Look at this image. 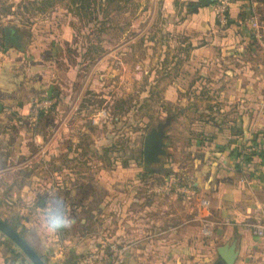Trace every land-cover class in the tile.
I'll use <instances>...</instances> for the list:
<instances>
[{
  "label": "crops",
  "instance_id": "obj_1",
  "mask_svg": "<svg viewBox=\"0 0 264 264\" xmlns=\"http://www.w3.org/2000/svg\"><path fill=\"white\" fill-rule=\"evenodd\" d=\"M248 2L256 10L257 3L248 0L228 5L231 23L224 28L216 24L212 5L198 9L188 19L189 26L205 42L186 45L183 60L168 63L174 70L183 65L198 73L195 81H188L189 73L174 74L168 81L170 85L186 83L190 88L185 92L187 99L200 101L201 107L190 111L199 113L202 120L198 138L165 142L166 155L155 166L161 168L158 173L139 170L134 160L114 158L116 167L108 172L80 174L83 183L76 189L50 186L66 174L60 163L69 159V153H62L66 149L62 151L61 142L68 137L58 88L75 77V63L65 70L62 43L28 41L19 26H0V212L7 211L11 221L7 222L18 231L23 229L24 240L46 264L75 260L78 264L82 256L110 243L128 246L124 264H223L217 248L234 239L238 251L234 264H264V237L257 238L248 227L264 225V57L254 59L258 50L239 43L248 35L237 25L240 7L244 4L246 9ZM6 26L19 30L23 51L5 48ZM62 38L68 42L65 33ZM259 48L264 52L263 45ZM115 51L121 56L128 52V41H121ZM112 54L110 49L93 62L109 73L112 62L107 60ZM50 87L58 93L52 98L54 106L30 130L28 109L36 99L45 98ZM171 89L165 99L173 103L178 97ZM246 145L260 150L263 158L255 155L241 167L233 154ZM177 169L184 185L195 189V197L176 194L168 187ZM201 198L209 203L207 220L216 223L206 238L199 237L198 223L193 220ZM46 209L67 215L68 223L55 232L43 231ZM224 220L228 223L223 224ZM11 260L0 234V264H12Z\"/></svg>",
  "mask_w": 264,
  "mask_h": 264
},
{
  "label": "rangeland",
  "instance_id": "obj_2",
  "mask_svg": "<svg viewBox=\"0 0 264 264\" xmlns=\"http://www.w3.org/2000/svg\"><path fill=\"white\" fill-rule=\"evenodd\" d=\"M219 1L212 5L211 12L219 27L224 28L228 24H220L216 18L215 6ZM195 6L201 9L198 0H170V3L164 0H0V26L6 23L19 26L28 41L62 43L67 56L65 70L75 63V77L70 84L58 88L64 108L61 119L66 121L64 133L68 137L61 142L62 151L66 149L62 153H69V159L60 163L66 174L52 181V185L51 180L42 183L76 189L83 183L84 176L79 177L80 174L110 171L116 167L115 160L98 158L97 150L119 152L139 141L142 143L146 133L167 116L172 119L165 129L166 143L198 138L202 120L199 113L190 111L200 108V101L187 99L185 92L190 88L186 83L170 85L168 82L174 74L183 77L189 73L188 81L193 78L195 81L198 75L194 69L180 65L174 70L168 64L170 59L174 63L183 60L180 57L185 56L186 45L205 42L200 32L189 26L188 19L193 17ZM251 9L249 6L245 11ZM256 12L253 14L264 24V13ZM237 25L248 35L239 43L258 50L253 54L254 59H262L264 52L259 47H264V37L258 42L252 39L248 26L243 22ZM64 33L68 42L62 38ZM121 41H128V52L122 56L115 51ZM110 49L113 54L107 63L111 60L112 68L108 73L93 60ZM73 57L79 62H73ZM119 63L123 66L122 80ZM170 87L178 97L173 103L165 99ZM101 111H105L107 119L94 125L92 118ZM135 164L142 170V158ZM179 171L174 170V175L185 184ZM0 218L11 222L5 210L0 212Z\"/></svg>",
  "mask_w": 264,
  "mask_h": 264
},
{
  "label": "built area",
  "instance_id": "obj_3",
  "mask_svg": "<svg viewBox=\"0 0 264 264\" xmlns=\"http://www.w3.org/2000/svg\"><path fill=\"white\" fill-rule=\"evenodd\" d=\"M230 3V0H220L219 3L215 6L216 18L220 24L226 22L225 12L227 11V7ZM243 24L251 30V37L256 41H261L264 37V24L257 18L255 14L251 15L248 19H244V21L240 20V25ZM2 44L0 41V55L2 54ZM54 99L52 98H44L40 100L34 101L29 109L27 114V125L30 127V130H33L37 126V122L39 121L40 113H47L54 106ZM107 119V115L105 111H101L94 115L92 118V123L97 125L100 120ZM253 146L246 145L244 146V151L246 153H250L254 151ZM240 151V150H239ZM238 151V152H239ZM40 155V151L37 152ZM242 153V152H241ZM43 156V152L42 155ZM236 164L241 167H244L243 158L237 157L235 158ZM170 185L168 187L172 188L176 194H180L182 196L192 198L196 196V191L191 186H187L181 184L176 177H172L170 180ZM245 181V178H241V182ZM208 200L201 198L199 200V210L193 216V220L198 223V235L200 238L210 237L212 233L213 226L216 225L215 222L207 220V216L205 215L206 210L208 209ZM228 223L227 220H224L223 224ZM248 227L252 229L257 238L264 237V225L260 223L249 224ZM127 245H119L117 243H110L105 245L101 250H97L94 252L87 253L82 256L78 264H124L125 253L127 250ZM59 255L62 254V251L58 252ZM15 264H27L26 261L18 260Z\"/></svg>",
  "mask_w": 264,
  "mask_h": 264
},
{
  "label": "water",
  "instance_id": "obj_4",
  "mask_svg": "<svg viewBox=\"0 0 264 264\" xmlns=\"http://www.w3.org/2000/svg\"><path fill=\"white\" fill-rule=\"evenodd\" d=\"M216 1L217 0H198V5L201 8H206L213 5ZM197 11L198 8L196 6L193 7V12L196 13ZM18 31L17 28L12 26H6L4 28L5 48L12 46L18 51H23L24 45L21 43L22 39ZM57 96L58 93L53 91L52 87L46 92L47 98H56ZM171 119V116H167L164 122L158 123L155 127L151 128L143 138L141 143L142 170L147 174L159 172L155 166L159 165L162 158L166 155L165 129L169 126ZM39 204L42 205L43 201H40ZM0 234L10 240L30 264H46L20 235L1 219ZM217 254L221 263L234 264L238 255L236 240L234 239L231 243L218 247ZM65 264H69V261H66ZM72 264H77V261H73Z\"/></svg>",
  "mask_w": 264,
  "mask_h": 264
},
{
  "label": "trees",
  "instance_id": "obj_5",
  "mask_svg": "<svg viewBox=\"0 0 264 264\" xmlns=\"http://www.w3.org/2000/svg\"><path fill=\"white\" fill-rule=\"evenodd\" d=\"M110 1H112V0H110ZM241 1H243V0H230V3L231 2H241ZM251 1H253V2H256L257 3V5H258V7L256 8V10H254V9H251L249 12L247 11H245V5L244 4H242L241 5V11H240V14L238 15V20L240 21V20H243V19H245V17L246 16H250V15H252L253 13H255L256 11L259 13V12H261V14L262 13H264V0H251ZM249 6H251V4L249 5ZM248 6V7H249ZM248 7H246V8H248ZM256 12V13H257ZM248 13V14H247ZM260 15V14H259ZM226 23L227 24H230L231 23V20L228 18V14H227V12H226ZM261 20V19H260ZM217 24V23H216ZM0 41H1V44H2V40H1V38H0ZM46 98V97H45ZM44 99V98H43ZM36 100H40V98L39 99H36ZM35 100V101H36ZM44 115V113H40L39 114V119H41L42 118V116ZM141 142L139 141L137 144H135V145H131V146H129V147H125V148H123L121 151H111V150H109V151H106V150H102V151H98L97 149V155L96 156H98V158L99 157H106L107 159H110V158H120V159H122V160H134V161H136V162H140V159L142 158V155H141ZM257 151V150H256ZM255 150L254 151H252V152H250V153H246L245 151H244V146L240 149V151L239 152H236V153H234L233 155H234V157L235 158H237V157H242L243 158V161L245 162V163H248V162H250L251 161V159H252V157L253 156H258V157H260V158H263V154H262V152L260 151V150H258L257 152H256ZM242 152V153H241ZM89 154V153H88ZM125 166V165H124ZM235 168H236V170L237 171H241V167H239L238 165L237 166H235ZM156 169H158V170H161V168H156ZM57 171V170H56ZM164 171V169H162V172ZM168 172V171H167ZM166 174H168V173H166ZM248 175H252V173H249ZM4 223L5 224H7L9 227H11L15 232H17L23 239H24V237H23V235H22V232H23V229L21 230V231H18L17 230V227L16 226H13L12 224H10L9 222H7V221H4ZM4 237V236H3ZM5 238V237H4ZM6 239V238H5ZM6 243H7V245H8V252H9V254L11 255V261H12V264H14V262L16 261V260H21V261H26V263L27 264H30L28 261H27V259L25 258V256L16 248V250L14 249H12L11 248V246H14V244L10 241V240H8V239H6ZM41 259L46 263V260L45 259H43V257H41Z\"/></svg>",
  "mask_w": 264,
  "mask_h": 264
},
{
  "label": "clouds",
  "instance_id": "obj_6",
  "mask_svg": "<svg viewBox=\"0 0 264 264\" xmlns=\"http://www.w3.org/2000/svg\"><path fill=\"white\" fill-rule=\"evenodd\" d=\"M68 223L67 215H56L51 209H46L42 216L41 228L46 232H55Z\"/></svg>",
  "mask_w": 264,
  "mask_h": 264
}]
</instances>
